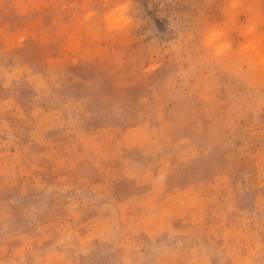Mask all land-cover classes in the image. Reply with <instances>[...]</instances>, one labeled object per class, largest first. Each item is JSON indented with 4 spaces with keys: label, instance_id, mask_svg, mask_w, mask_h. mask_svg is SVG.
<instances>
[{
    "label": "rangeland",
    "instance_id": "obj_1",
    "mask_svg": "<svg viewBox=\"0 0 264 264\" xmlns=\"http://www.w3.org/2000/svg\"><path fill=\"white\" fill-rule=\"evenodd\" d=\"M0 264H264V0H0Z\"/></svg>",
    "mask_w": 264,
    "mask_h": 264
}]
</instances>
